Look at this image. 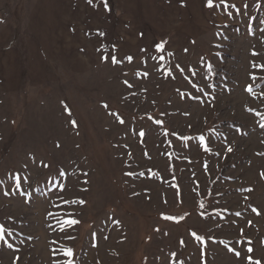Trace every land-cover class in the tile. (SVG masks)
I'll return each instance as SVG.
<instances>
[{
  "label": "rangeland",
  "instance_id": "374dc122",
  "mask_svg": "<svg viewBox=\"0 0 264 264\" xmlns=\"http://www.w3.org/2000/svg\"><path fill=\"white\" fill-rule=\"evenodd\" d=\"M212 3L0 0V264H264V0Z\"/></svg>",
  "mask_w": 264,
  "mask_h": 264
},
{
  "label": "snow or ice",
  "instance_id": "6c2138e0",
  "mask_svg": "<svg viewBox=\"0 0 264 264\" xmlns=\"http://www.w3.org/2000/svg\"><path fill=\"white\" fill-rule=\"evenodd\" d=\"M89 2H91V0H89ZM207 6H208L209 8L213 7L212 0H208V4H207ZM105 8L107 9V3H105ZM163 49H164V45H163V44H159V45L156 46V51H157V52H161V51H163ZM253 54L255 55L256 53H253ZM104 59H107V57H105ZM132 59H133V58H132L131 56H128V57H127V60H128L129 63L132 62ZM160 59L162 60V59H163V56H161ZM119 62H120V61H118L117 58H116L115 56H112V57H111V63H112V64L115 65V64H117V63H119ZM209 70H211V67H210V66H209ZM129 87H131V85H129ZM247 90H248L250 93H251V91H252L251 87H249ZM120 123L123 124L124 121H123V120H120ZM157 123H161V122H160V121H157ZM261 127H264V124H262ZM139 135H140V136H143L144 133H143V132H140ZM200 145L204 147V150H205V151H209V149H208L207 146L205 145L204 137H202V136L200 137ZM228 151L230 152V151H231V148H229ZM45 167H47V165H45ZM249 191H251V189H249ZM253 211H256V210L253 209ZM166 219H169V218L166 217ZM65 223H67V224H69V225H72V224L78 223V221L68 220V221H66ZM193 235L195 236V233H193ZM2 239H3V229L0 228V240H2ZM196 239H197V240H202V238L199 237V236H196ZM8 246L11 247V245H8ZM248 251L251 252L252 249L249 248ZM63 254H64L65 256L69 257V258H71L72 255H73L71 249H66V250H64V253H63ZM237 255H239V253H237ZM67 264H72L71 259H69V260L67 261ZM249 264H260V262H259L258 260H257V261H253V260L251 259V257H249Z\"/></svg>",
  "mask_w": 264,
  "mask_h": 264
}]
</instances>
